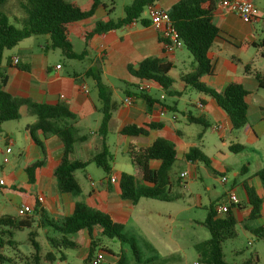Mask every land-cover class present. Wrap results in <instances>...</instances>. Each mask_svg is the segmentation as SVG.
I'll use <instances>...</instances> for the list:
<instances>
[{"label":"crops","instance_id":"crops-1","mask_svg":"<svg viewBox=\"0 0 264 264\" xmlns=\"http://www.w3.org/2000/svg\"><path fill=\"white\" fill-rule=\"evenodd\" d=\"M163 1L168 2L167 7H163ZM177 1L159 0L156 5L167 12ZM247 1L252 2L259 9V12L260 8L257 3H264L263 0ZM72 2L78 5L76 3L77 0H72ZM23 3H25V0H6L0 7L9 23H14L12 24L13 26L15 24L23 25L25 18L22 10ZM101 3L102 6L95 10L91 18L78 24L80 29L90 30L96 22L112 19L109 15L115 9L113 3H110V5L104 2ZM93 18L95 22H90ZM140 19L145 20L146 17L141 16ZM139 21L136 20L128 26L117 30L114 29L101 39L93 37L90 41V47L87 49L86 57H88L91 50L94 61L84 71L68 73L63 70V65L51 62L49 56L45 54L51 50L47 36H42L45 39L44 43L40 44L37 42L36 48L22 45L25 40L29 41L30 38H27L12 50L3 52L1 64L7 77L6 92L11 97L26 99L34 104H48L49 106L64 103L76 117L74 124L79 136L87 135L91 139L97 134L102 116L98 111V106L92 101L91 92L85 82L87 78L85 73L90 67L95 65L96 61L99 62L102 72L100 75L102 84L110 89L111 86H107L104 83V79L108 82L106 78H115L118 81L119 88L113 89L118 93L124 94V82L135 85L138 83L128 72L127 66L132 65L135 68L139 62L148 57H157L161 62L170 63L172 68L169 76L174 82L167 90H161L157 85L152 84L158 94L147 93L151 97L149 98L150 113L146 112L145 103L140 98L131 97L130 105L124 104V99L128 98L126 96L123 97L120 104L111 98L115 104H118V107L112 112L107 127L106 144L111 155L110 172L104 178H101L99 184L94 185V187H90V184L93 183L92 177L84 171L85 184L83 187L80 186L75 172V177L81 189V194L76 198L71 197L67 193L58 192L55 185L56 181L53 173L59 161H61L63 151L61 139L57 136L43 137L41 133H35L37 139L42 143L44 151V154H42L40 149L30 140L31 138L26 131V127L35 122V118L28 113L26 106H22L19 109L20 117L18 120L0 125V147H9L11 150L9 155L2 154L4 156L3 160H6V162L4 163L1 160L0 165V179L3 180V184L0 185V194L4 198V202L0 203V215L16 217V211L20 205L30 206L33 210L32 198L42 196L44 201L42 203L38 202V207L43 209L47 216L52 219H62L69 215L73 205L76 202H81L91 210L105 213L111 217L112 221L123 225L130 219L133 205L120 199L117 185L119 174L132 173L131 162L126 154L129 141L135 142L137 146H149L156 139L171 141L177 154V160L172 164L169 176L174 180L176 177L181 179L180 175L183 173L187 174L185 179H181L186 185L179 189L180 191H187L195 180H202L199 176V171L204 172L209 177L206 168L211 163H214L216 168H219L218 170L211 168L213 175H218V178L214 179L219 181L222 186H225L228 180L225 175V166H222L220 161H211L203 154L209 162L207 166L197 161L190 162L186 160L185 156L189 150L197 147L194 146V142L185 141L184 131L193 125L201 126V124L188 123L186 118L188 114L191 117L200 118L205 125L212 127L213 131L219 132V138L221 139L219 145L228 153H231L229 147L240 145L244 149L235 155H247L241 161L238 169L233 172L235 177H240V184L234 185L229 190H222V192L220 190L217 191L214 185L204 187V191L208 192L212 198V200H209L208 206L214 202L220 203L224 201L226 194L232 191L238 198L239 204L232 206L230 212L236 220V226H243L245 222H248L250 210L252 209L245 192V188L250 189L261 199V210L259 217L256 219L260 221V224L249 229L243 226V229L251 232L259 228V226L264 224V193L255 173L264 167V89L258 87L254 76L255 74L264 73V48L260 47L264 35V13L262 15L258 14L256 21L251 24L241 22L236 15L225 9H219L217 6L212 15V23L220 30V34L215 38L207 56L212 66V73L209 76L201 77V81L206 87L216 92H221L231 83H237L248 93L245 100L247 104V122L245 126L237 130L231 129L228 116L215 103L214 99L201 93H197L198 95L192 101L187 100L188 105L196 111V114L192 115L189 110H185L182 113V120H179L175 102L171 106L167 105L163 96L180 99L183 96H187L185 93L191 91V89L184 86L180 78L190 74L195 66L191 63L187 69L177 70L175 55L184 49H178L172 54H166L158 40L159 29L151 24L143 26ZM71 35H76L77 38L75 37V39H80L76 33ZM31 38H34L33 41H37L39 37ZM14 59H17V64H13ZM23 65L27 66L26 69L21 68ZM245 67L249 68L248 72L245 71ZM127 75L130 78L127 79L128 81H124ZM131 79L135 81L132 82ZM138 103H141V105H138ZM171 107L173 110H170ZM161 110L165 111V115L158 117V113ZM169 111L172 112V121L181 122L183 128H165L163 121ZM145 120L160 124L161 128L159 130H150L146 137L139 138H130L119 133L125 125L135 124V126H139ZM13 122L16 124V130H13L14 127H11L12 125H9ZM215 127L218 129L214 130ZM161 132H163V135H161ZM199 137L200 134H198ZM74 153L76 157H88V149L85 144L76 145ZM219 155L217 159L225 158L222 154L219 153ZM39 159H43L42 165L35 171V183L29 185L27 184L28 178L25 174V169L29 164ZM158 164L156 161H151L148 166L154 170L158 168ZM202 166L206 168H201ZM110 177L116 179L114 184L108 180ZM222 177L226 179V183L221 182ZM246 182H249L250 186ZM13 187L22 188V192L13 190ZM175 189L177 187H173L171 193L180 199L181 195L174 192ZM193 206L199 209L207 208L199 196H197L196 202H193ZM31 229L32 226L28 229L29 232ZM23 230L25 229L20 228L13 231V241L16 244V250L24 258L27 256L19 249L18 242L14 240L16 233ZM83 235L88 237L85 232H81L72 236L71 239L75 241L74 238ZM115 257L111 259H116ZM66 259L65 257V261ZM197 263L200 264L199 262ZM16 264L22 263L18 261Z\"/></svg>","mask_w":264,"mask_h":264},{"label":"trees","instance_id":"trees-1","mask_svg":"<svg viewBox=\"0 0 264 264\" xmlns=\"http://www.w3.org/2000/svg\"><path fill=\"white\" fill-rule=\"evenodd\" d=\"M159 0H131L130 5L123 10L122 19L96 22L92 29H80L78 24L91 18L95 10L102 6L100 0H89L85 7H80L69 0H25L22 10L25 14L22 28H16L9 23L6 15L0 10V125L11 121H16L20 117L19 109L26 106L29 114L33 115L35 122L26 127L30 140L44 154L42 143L37 139L35 133L39 132L43 137L57 136L63 143L61 161L55 168L53 176L55 185L60 193H67L71 197H78L81 194L79 183L75 177V172L84 171L89 164L100 168L105 175L110 172L111 155L106 144L108 134V122L112 112L118 107L112 100L111 90L102 84L100 75L102 74L99 62L90 67L85 73V77L93 80L94 87L98 90L100 101V112L102 118L97 129L96 136L91 139L87 135L79 136L75 127V116L70 112L64 103L54 106L48 104H34L26 99H16L6 92L7 77L3 68L2 54L10 51L21 41L31 37L47 36L50 41V49L58 50L60 55L66 59L82 60L88 53L90 41L93 37L103 38L108 32L128 26L130 23L140 20L141 25L150 24L148 19H140L146 6L156 5ZM264 1V0H263ZM6 0H0V7ZM217 0H178L167 11L169 20L176 31L177 37L182 42V49H185L194 61V70L180 78L184 86L192 91L201 93L214 99L215 103L223 110L230 120L232 130L240 129L247 122L248 93L237 83L229 84L221 92H216L206 87L201 77L209 76L212 73V66L207 58L208 52L220 34V30L212 23V15L216 10ZM77 34L84 42L85 49L82 53L76 54L71 42V34ZM159 43L162 40L158 36ZM261 48H264V35ZM23 65L21 68L26 69ZM172 66L168 62H161L157 57H148L139 62L136 67L127 66L130 75L136 81H149L157 85L161 90L169 89L173 84L169 72ZM248 72L249 68H244ZM255 81L260 89H264V73L255 74ZM124 94L129 97L140 98L144 101L146 112L150 113L151 98L147 93H137L136 85L124 83ZM170 110H173L171 107ZM187 122L201 124L207 128L200 118L191 117L187 114ZM161 128L160 124L145 120L141 125L127 124L120 134L127 137H146L150 130ZM85 144L88 149V157H76L74 149L76 145ZM243 146H231V153H238L243 150ZM129 157L132 173L119 174L118 191L119 197L123 201H128L136 206L141 199L155 200L158 202H170L178 199L171 193L173 187L181 189L185 186L178 177L172 180L169 171L172 164L177 160L174 145L166 139H156L149 146H137L135 142L129 141L126 149ZM187 161L200 162L209 165L208 160L197 148H191L185 156ZM43 159L29 164L25 169L29 185L35 183V171L41 167ZM151 161L158 162L157 169H150L148 164ZM208 167V166H207ZM255 176L261 183L264 193V167ZM3 184V182H2ZM13 190L22 192V188L13 187ZM246 196L251 206L248 221L256 220L259 217L261 199L252 190L246 189ZM33 213L27 217H12L0 215V264H53L56 261H65L63 251H77L81 246L71 239L72 236L85 232L89 238L88 249L86 251L85 262L91 264L94 259L96 249L99 247L98 238L116 240L119 244H129L133 252L136 250L135 241L123 233L124 226L111 220L105 213L94 211L84 203L76 202L69 215L62 219H52L46 212L38 207L37 198L33 197ZM214 202L206 209L207 215L201 225L209 233V239L195 245L198 254V262L201 264H227L223 260V244L235 236L236 220L227 209L220 217L215 214ZM37 219V220H35ZM36 224L38 229H43L46 241L50 245V250L41 256L40 245L34 240L35 234L29 232L28 241L31 243L32 254L24 257L16 250L13 241V231L20 228L29 229ZM253 235L264 241V224L251 231ZM103 252V249H100ZM59 257H56V254ZM114 258V256H111ZM114 264H125L122 255L116 256ZM249 264V262H247Z\"/></svg>","mask_w":264,"mask_h":264},{"label":"rangeland","instance_id":"rangeland-1","mask_svg":"<svg viewBox=\"0 0 264 264\" xmlns=\"http://www.w3.org/2000/svg\"><path fill=\"white\" fill-rule=\"evenodd\" d=\"M72 1V0H69ZM89 0H77V4L81 7H85ZM108 5L113 3L115 9L110 13V18L114 20L121 19L123 17V10L126 6L131 3V0H100ZM167 1H163V7H167ZM257 6L260 8L259 15L264 13V3L258 2ZM146 11V10H145ZM143 11L142 17H146V12ZM90 22H95L94 18ZM11 23V22H10ZM14 24V23H12ZM16 27L22 28V25L15 24ZM77 38L76 35L70 36L73 45V50L76 54L82 53L85 49L84 42ZM34 38H30L29 41L25 40L22 45L31 46L36 48V43L43 44L44 38L39 37L37 41H33ZM30 47V48H31ZM92 51L88 57H84L82 60H71L62 57L58 50H49L47 54L50 61L53 63H59L64 66V71L72 73L75 71H84L89 64L94 61L92 56ZM175 65L177 70L187 69L191 63L194 61L190 54L184 49L179 54L175 55ZM129 75L125 76L124 81H128ZM108 82L104 79V83L107 86H111L110 90L112 92V99L120 104L123 97L126 95L123 93L115 92L114 89H118V81L115 78L108 77ZM132 82L135 81L131 79ZM88 90H90V95L92 101L97 108L100 107V101L98 99V90L94 87L93 80L88 77L85 80ZM129 84L128 82H124ZM114 88V89H113ZM152 95L158 94L155 87L150 90ZM162 94V93H159ZM187 96H183L181 99L174 97L170 98L163 96L167 105H172L175 102L176 113L179 120H182V113L185 110H189L192 115L196 114V111L188 105L187 100L192 101L195 99L197 92L189 91L185 93ZM129 97V96H126ZM141 105V103H138ZM172 112L169 111L165 117L164 126L165 128L177 127L179 129L183 128V124L179 121L175 122L171 119ZM16 130L15 122L9 124ZM185 141L194 142V146L200 151L201 154L205 155L209 160L220 161L222 166H225L227 183L222 186L219 181L214 178H218V175H213L212 169L216 168L214 163H211L209 167L202 166L201 168H206V172L209 177L199 171V176L201 181L195 180L187 191H180L175 189L174 192L181 195L180 199L172 200L170 202H158L155 200L141 199L135 207L131 208L130 219L125 222L123 233L132 237L135 241L136 250L133 252L132 247L129 244H119L116 240L111 241L107 238H98L99 247L96 249L95 255L98 250L103 249V261L101 264H114L116 259H111V256L122 255L125 264H192L197 261V251L194 248L195 244H200L207 239H209V233L200 224L206 215V209H208L209 200H212L210 194L204 191L205 186L214 185L216 190H229L234 185L240 184V177H235L233 172L238 169L241 161L246 158L247 155H235L233 153H228L224 148H222L219 143L221 139L219 138V132L212 130V127L202 128L198 125L190 126L188 130L184 131ZM198 134L200 137L198 138ZM163 135V132H161ZM111 141V140H110ZM109 141V143H110ZM222 154L225 156L223 159H217ZM251 156V155H248ZM3 155L0 153V165L1 160H3ZM84 172L90 174L92 177L94 185L99 184V180L104 178L106 175L95 165L89 164ZM83 171H77L76 177L79 180L80 186L83 187L85 180L83 178ZM250 186L249 182H246ZM197 196L202 200V203L206 205L207 208L199 209L193 206V202H196ZM4 202L3 196L0 194V203ZM37 220V219H35ZM260 221H248L245 222L243 226L247 229L254 228L259 225ZM36 224H33L30 232H33L35 236L33 237L36 242L40 245L41 256L46 254L50 250V245L46 241L45 231L43 229H38ZM242 225H237L235 227V236L226 242H224L223 248V260L227 264H264V241L263 239L256 237L248 230H244ZM29 230L25 229L23 231L17 232L14 236V240L18 242L19 249L25 253L27 257L32 254L31 243L28 241ZM74 240L80 244L81 248L77 251H63V254L67 258L65 262L61 264H89L85 262L86 249H88L89 239L88 237L77 236ZM251 243V245H249ZM56 257H59L58 253H55ZM59 261V260H58ZM56 261L53 264H58ZM93 264V262H91ZM201 264V263H200Z\"/></svg>","mask_w":264,"mask_h":264},{"label":"built area","instance_id":"built-area-1","mask_svg":"<svg viewBox=\"0 0 264 264\" xmlns=\"http://www.w3.org/2000/svg\"><path fill=\"white\" fill-rule=\"evenodd\" d=\"M217 8L219 9H225L228 12H231L232 14L236 15L241 22L246 24H251L256 21L258 17L259 9L250 1L247 0H218L216 3ZM146 19L150 21V24L154 26L155 28L159 29L158 36L162 40L161 46L166 52V54H172L175 50L182 49V42L177 37L176 31L173 28L168 14L166 11L160 9L157 5L149 4L146 6ZM17 59L13 60V64H17ZM59 68V66H57ZM152 88V83L149 81H139L136 84V91L137 93H149ZM85 90V88H83ZM86 92V91H85ZM131 97L124 99L125 105L131 104ZM165 115V111L161 110L158 113V117H163ZM218 128L215 127L214 130H217ZM0 153L4 155H9L11 153V150L9 147L4 148L0 147ZM5 163L6 160H3ZM187 177L186 173H183L180 175L181 179H185ZM113 184L116 182V179L114 177H110L108 179ZM3 180L0 179V185H2ZM222 183H226V179L224 177L221 178ZM90 187H94V183L90 184ZM39 203H42L44 201V198L42 196H39L37 198ZM239 200L234 195L232 191H229L224 201L217 203L215 206V214L216 216H222L227 209H229L231 206L238 205ZM33 213V210L30 206H24L20 205L16 211V215L18 217H27ZM251 245V243H249ZM103 261V252L98 251L96 255L94 256V259L92 260L93 264H101ZM59 262V261H58ZM60 261L58 264H61ZM192 264H198L197 262H193Z\"/></svg>","mask_w":264,"mask_h":264}]
</instances>
